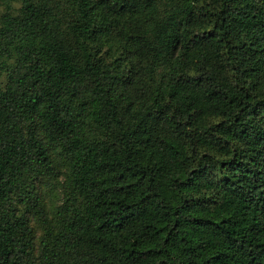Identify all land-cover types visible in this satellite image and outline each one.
<instances>
[{"label": "trees", "instance_id": "trees-1", "mask_svg": "<svg viewBox=\"0 0 264 264\" xmlns=\"http://www.w3.org/2000/svg\"><path fill=\"white\" fill-rule=\"evenodd\" d=\"M0 264H264V0H0Z\"/></svg>", "mask_w": 264, "mask_h": 264}]
</instances>
